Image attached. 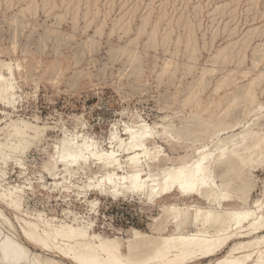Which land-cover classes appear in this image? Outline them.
<instances>
[{"label": "rangeland", "instance_id": "374dc122", "mask_svg": "<svg viewBox=\"0 0 264 264\" xmlns=\"http://www.w3.org/2000/svg\"><path fill=\"white\" fill-rule=\"evenodd\" d=\"M154 29L159 30L158 38L166 33V44L152 42ZM189 40L198 48L196 59L187 53ZM248 41L242 66L238 61L215 63L221 49L232 43H242L244 48ZM263 45L264 0H0V61L10 65L15 74L10 91L13 99L0 102V142L16 139L9 126L12 120L24 119L46 127L27 154L19 155L18 163L9 159L7 166L0 167L8 173L7 178L0 176L2 240L9 237L18 242L28 254L27 264L37 260L42 264H74L56 250L28 240L22 229L25 221L37 223L40 233L49 230V224L84 225L91 235L127 244L136 230L150 233V224L163 205L182 200L191 203L193 200L179 196L160 197L155 204L137 195L115 197L113 187L102 193L103 184L98 188L91 182L97 184L106 171L92 163L85 168L57 163L58 141L68 132L77 140L94 139L100 142V149L111 150L109 138L114 124L121 135L124 124L133 123L152 126L161 134L147 142L153 171L168 163L169 156H193L197 147L211 141L197 132L180 148L162 135L161 125L156 124L170 120L177 129L206 107L204 118L208 119L216 107L215 113L222 116L229 107L228 97L237 89L241 92L259 69L264 70ZM256 54L262 58L258 68L253 62ZM164 63L173 64L171 72H164ZM248 70L250 74L245 77L243 72ZM226 75L235 83L217 90V82ZM202 82L207 88L201 92ZM194 93L196 106L193 102L187 105ZM261 93L258 103H264ZM242 98L240 108L229 112L228 121L243 122L220 136L239 133L245 124L261 116H256V111L246 114ZM253 165L247 169L255 183L251 207L258 199L264 201V157ZM12 185H20L16 194L22 197L28 213L3 196L4 189L12 190ZM92 202L98 204L93 206ZM229 207L224 204V209ZM38 212H42L40 217ZM170 217L168 233L198 230L194 223L177 225L174 216ZM229 249L188 264L215 263L228 255Z\"/></svg>", "mask_w": 264, "mask_h": 264}, {"label": "bare ground", "instance_id": "6f19581e", "mask_svg": "<svg viewBox=\"0 0 264 264\" xmlns=\"http://www.w3.org/2000/svg\"><path fill=\"white\" fill-rule=\"evenodd\" d=\"M158 31L157 29L152 31V42L166 44L168 40L166 33L162 38H158ZM249 41L244 44V48L241 46L242 43L240 45L232 43L221 49L216 55L215 63L219 65L236 61L239 65L245 63ZM186 43L187 49L190 48L187 51L190 59H196L195 52L198 48L190 40ZM257 54L253 62L258 68L262 58ZM165 65L164 72H169L173 64ZM4 70L8 72L7 75ZM258 71L259 74L251 77L241 92L237 89L228 97L231 98L229 107L222 116L219 111L220 114L215 113L216 107V111L212 110L208 119L204 118L202 114L206 107L199 109L190 123H185L177 129H174L171 121L167 119L164 124L157 123V126L162 127V135L169 136L180 148L183 147L185 139L197 132L204 140L211 141V144L206 143L197 147L193 156H185L183 159L169 156L168 163L158 171L152 169L149 161L150 151L147 147L150 138L160 134L152 126L124 122L126 123L124 134L120 135L115 123L109 138V143L113 145L111 150L100 149V142L94 139L77 140V137H71L68 132H65L58 141L56 147L58 154L55 157L57 163H63L67 168L72 166L85 168L92 163L100 165L106 171V174L98 179L97 184L91 182V185L98 188L103 184L105 188H101L102 193H107V189L113 187L112 194L115 197L137 195L153 204L160 197L179 196L182 199L193 200L191 203L182 200V203L163 205L160 214L154 217V222L150 224V233L136 230L134 237L129 239L127 244H122L119 240L91 235L84 225L77 226L66 222L50 225V221H47L49 230L45 228L40 233L37 223L24 220L25 226H22L24 236L36 246L56 250L60 256L74 264H188L212 257L227 248H230L229 254L212 264H264V201L258 199L252 207L249 206L251 190L255 183L247 174V169L254 167L253 164L258 158L264 157V132L261 133L264 131V103L257 102L260 90L264 93V70ZM243 73L248 77L250 71ZM232 80L231 75H226L217 82L216 89L221 90L222 87L234 84ZM14 81L13 68L0 61L1 103L13 99L10 91L15 84ZM206 88L207 84L203 83L200 91ZM196 94L187 97L189 104L185 103L190 105L193 102L196 106ZM241 96L244 103L242 109L246 110V114L250 115L256 111V116L260 114L261 116L252 123L245 124L239 133L220 136L222 131L234 129L243 122L228 121L229 112H235L240 108L238 105ZM220 105L221 102L217 106ZM9 126L14 130L12 134L17 137L0 142V149L3 150L0 154V167L2 164L7 166L9 159L18 163L21 159L19 155L25 156L34 142L41 139L42 132L46 129L24 119L12 120ZM255 126L259 127L257 131ZM123 135L127 138L125 139ZM158 152L161 153V150ZM7 174L3 168L0 169V176L7 178ZM11 188L12 190L4 189L3 196L21 212L28 213L22 197L16 194L20 185H12ZM1 190L3 186L0 182ZM201 201L207 203V206H202ZM92 204L96 206L98 203ZM224 204H230V207L224 209ZM38 215L40 217L42 212H38ZM171 215L174 216L177 225L190 226L194 223L198 230L191 233L180 231L168 233L167 224ZM3 217L5 218L4 215ZM241 238L253 239L245 241ZM238 239L240 241L235 243ZM27 255L18 242L9 237L2 240L0 234V264H27ZM36 264L42 263L37 260Z\"/></svg>", "mask_w": 264, "mask_h": 264}]
</instances>
